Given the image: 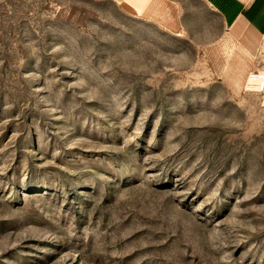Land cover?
Instances as JSON below:
<instances>
[{"label":"rangeland","instance_id":"374dc122","mask_svg":"<svg viewBox=\"0 0 264 264\" xmlns=\"http://www.w3.org/2000/svg\"><path fill=\"white\" fill-rule=\"evenodd\" d=\"M256 1L0 0V264H264Z\"/></svg>","mask_w":264,"mask_h":264},{"label":"crops","instance_id":"0c3cea01","mask_svg":"<svg viewBox=\"0 0 264 264\" xmlns=\"http://www.w3.org/2000/svg\"><path fill=\"white\" fill-rule=\"evenodd\" d=\"M125 14L132 17H149L157 15L167 18V5L172 0H110ZM213 10L225 20L230 33L241 38L251 26L252 13L249 12L257 5L256 0H204ZM251 15V17H250Z\"/></svg>","mask_w":264,"mask_h":264},{"label":"bare ground","instance_id":"6f19581e","mask_svg":"<svg viewBox=\"0 0 264 264\" xmlns=\"http://www.w3.org/2000/svg\"><path fill=\"white\" fill-rule=\"evenodd\" d=\"M255 78H256V79H259V76H258V75H255Z\"/></svg>","mask_w":264,"mask_h":264}]
</instances>
